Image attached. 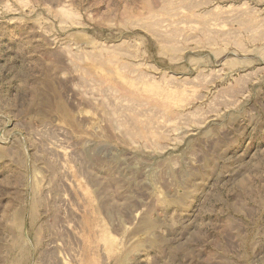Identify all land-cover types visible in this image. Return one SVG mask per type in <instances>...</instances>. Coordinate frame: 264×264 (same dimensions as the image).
Returning <instances> with one entry per match:
<instances>
[{"label":"rangeland","instance_id":"obj_1","mask_svg":"<svg viewBox=\"0 0 264 264\" xmlns=\"http://www.w3.org/2000/svg\"><path fill=\"white\" fill-rule=\"evenodd\" d=\"M0 264H264V0H0Z\"/></svg>","mask_w":264,"mask_h":264}]
</instances>
